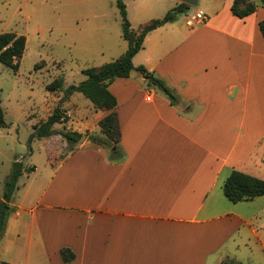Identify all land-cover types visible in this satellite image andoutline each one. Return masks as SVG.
Segmentation results:
<instances>
[{"label":"crops","instance_id":"1","mask_svg":"<svg viewBox=\"0 0 264 264\" xmlns=\"http://www.w3.org/2000/svg\"><path fill=\"white\" fill-rule=\"evenodd\" d=\"M232 2L199 0L202 21L186 15L150 30L130 75L109 84L123 159L111 160L90 139L63 153L69 142L61 134L37 136L44 169L34 165L23 173L34 180L18 182L0 262L245 264L256 246L264 251V195L233 202L223 190L233 169L259 177L264 168V5L239 17ZM139 65L173 90L174 101ZM74 106L65 110L66 128L94 132L105 111L90 117ZM63 247L75 257L65 261Z\"/></svg>","mask_w":264,"mask_h":264},{"label":"rangeland","instance_id":"2","mask_svg":"<svg viewBox=\"0 0 264 264\" xmlns=\"http://www.w3.org/2000/svg\"><path fill=\"white\" fill-rule=\"evenodd\" d=\"M178 1L125 0L132 30L152 18L162 17ZM251 1L264 3L262 0ZM198 10L199 0L187 11L179 13L178 18L185 22L186 15L189 18L193 14L202 16ZM7 31L24 34L27 43L18 70L0 62V102L5 119L10 123L2 129L5 137H0V192L14 159L19 156L24 157L25 166L28 163L36 165L38 174L42 173L47 158L43 141L35 137L29 142L28 138L34 125L56 106L61 108L63 120L64 116L69 120L65 110L73 109L76 103H79V111L89 113L90 117L95 115V110L107 114L108 110L95 107L80 92L75 95L78 96L76 101L69 100L71 94L65 95V88L85 79V68L113 61L128 47L116 0H0V33ZM56 77H62L64 85L62 90L51 92L47 85ZM68 120L59 123L55 132L61 134L63 129L72 130L66 128ZM83 134L82 139L80 136L78 141L62 145L63 153L84 144L93 134L105 137L100 125L94 132L87 130ZM258 175L264 179V168ZM33 178L34 175L23 174L18 182L23 185ZM260 231L264 239V228ZM5 241L0 238V260L4 259ZM256 248L255 256L246 259L245 264H264V251L259 246Z\"/></svg>","mask_w":264,"mask_h":264},{"label":"trees","instance_id":"3","mask_svg":"<svg viewBox=\"0 0 264 264\" xmlns=\"http://www.w3.org/2000/svg\"><path fill=\"white\" fill-rule=\"evenodd\" d=\"M116 3L122 18V34L128 41L126 51L113 61L99 66L85 68L83 72L86 78L78 83L69 84L65 88V95H70L75 91L82 92L85 97L91 100L95 107L108 110V113L99 121L101 131L105 134V137L93 134L90 139L95 145L108 149L111 160H121L125 157V153L119 144L120 130L116 112L117 99L109 89V84L117 77H127L130 75L131 70L134 68L132 58L142 48L144 37L150 30L167 22L175 21L179 13L185 12L190 8L189 4L179 2L162 17L151 19L136 33L131 28L124 0H116ZM257 5L251 0H233L231 10L235 15L245 17L253 13ZM259 29L264 35V19L259 21ZM26 43L27 37L24 34H19L15 31L0 33V62L18 70L20 58L26 49ZM137 69L148 79L149 83L162 88L171 97L172 101H174L176 96L173 90L162 79L156 77L143 65L137 66ZM63 85L64 79L62 77H56L47 85V89L51 92H56L62 90ZM64 117V120L67 121L68 117ZM64 120L61 108L56 106L46 119L34 125V131L29 136L28 141L31 142L33 138L43 134L50 135L54 133L56 131L54 124L56 122H64ZM0 126H7L1 102ZM60 133L69 143L78 141L81 136L80 132L74 130L63 129ZM33 169L34 165L25 166L22 160L16 158L13 161L12 169L5 180L3 195L0 199V238L6 228L8 216L13 209L12 201L18 188L19 178L24 171L30 172ZM223 190L225 195L233 202L252 200L257 196L264 195V179L238 169H233L224 181ZM60 253L65 261L75 257L74 252L69 247L61 248ZM0 264L10 263L1 261ZM223 264L243 263L239 260L229 258Z\"/></svg>","mask_w":264,"mask_h":264},{"label":"water","instance_id":"4","mask_svg":"<svg viewBox=\"0 0 264 264\" xmlns=\"http://www.w3.org/2000/svg\"><path fill=\"white\" fill-rule=\"evenodd\" d=\"M181 2L187 3L189 5H196L198 3V0H180ZM84 135H82L81 138H83Z\"/></svg>","mask_w":264,"mask_h":264},{"label":"built area","instance_id":"5","mask_svg":"<svg viewBox=\"0 0 264 264\" xmlns=\"http://www.w3.org/2000/svg\"><path fill=\"white\" fill-rule=\"evenodd\" d=\"M195 19H198L199 21H202L204 18H202V16L196 15ZM146 98H147L148 100H150V99H151V94L149 93V94L146 96Z\"/></svg>","mask_w":264,"mask_h":264}]
</instances>
